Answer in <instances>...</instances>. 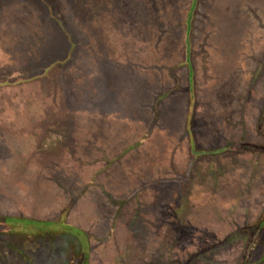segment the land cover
Wrapping results in <instances>:
<instances>
[{
  "label": "rangeland",
  "instance_id": "obj_1",
  "mask_svg": "<svg viewBox=\"0 0 264 264\" xmlns=\"http://www.w3.org/2000/svg\"><path fill=\"white\" fill-rule=\"evenodd\" d=\"M83 1L95 11L90 24L74 18ZM193 1L0 0V217L50 222L60 232L29 237L2 231L0 264H138L141 258L145 264H237L245 240L227 237L252 225L263 209L264 151L192 159L187 141L175 139L151 180L126 182L120 176L125 194L114 183L128 168L125 161L140 156L136 146L129 149V138L139 135L130 131L137 124L132 108L138 107L144 127L163 125L154 116L172 117L165 105L173 96L160 97L169 87L182 96L174 115L182 133L192 87L196 148L208 151L234 141L264 146V0H198L186 40ZM225 17L242 24L238 40L228 39L234 33L229 27L216 24ZM69 32L75 33L73 44L66 40ZM111 41L120 47L116 59L122 62L130 45L134 64H128L137 73L133 92L151 94L150 102L133 96L130 110L117 99L123 96L116 88L120 74L103 80L109 66L98 53L109 50ZM187 42L191 80L183 65ZM164 43L174 45L166 55L160 52ZM64 57L70 61L56 81L61 90H49L52 100L41 76L46 65ZM121 67L129 82L126 64ZM55 73L44 76L57 79ZM29 77L40 79L29 82ZM6 80L9 84L1 85ZM65 107L70 112H63ZM21 152L27 156L19 158ZM179 195L189 204L188 212L176 217L185 227L179 234L180 224L172 226L169 233L162 226ZM135 231L145 238L135 239Z\"/></svg>",
  "mask_w": 264,
  "mask_h": 264
},
{
  "label": "trees",
  "instance_id": "obj_2",
  "mask_svg": "<svg viewBox=\"0 0 264 264\" xmlns=\"http://www.w3.org/2000/svg\"><path fill=\"white\" fill-rule=\"evenodd\" d=\"M198 0H194L193 3L191 4L190 8H189V12H188V16L185 20V25H186V30L184 35L186 37V40H188L189 35H190V31H191V23H192V19L195 15L196 12V3ZM35 2V1H34ZM89 1H83L80 3V8L77 9V11H74V18L77 19L79 21V23L85 21V23L87 22V24L89 23V17L90 15L95 12L92 11L90 8H88L89 4L87 3ZM68 6V2L65 3ZM55 9V8H54ZM219 12V10H217ZM100 18H102V16H99ZM98 17V18H99ZM98 18H96V22H98ZM95 21L92 22L94 24H97ZM128 24V23H127ZM216 24H218L221 28H230L231 32L234 31V33L236 32V37L234 38L233 34H229L228 39L235 41L238 40V32L241 29L242 24L237 23V21L235 19L230 20V18H226L225 17V21L223 19H218ZM67 27V25H66ZM240 28V29H239ZM222 32H218L216 34V37H218V40H220V47L223 48L224 45V41H223V36H221ZM75 35V33H72V35ZM71 33L69 32V35L67 34V41L70 44H73L75 39L72 37ZM73 35V36H74ZM223 35V34H222ZM76 37V36H75ZM163 38V37H162ZM15 41V40H14ZM22 40L19 41V43H21ZM18 44V43H17ZM155 42L151 45L154 46ZM172 46H167L165 45V43L161 46L162 49L160 50V52H162V54L165 53L168 54L169 51H171L170 47ZM109 50H106L105 52H102L101 54H99V60H102L104 63H107L109 67H104L103 68V80L106 82V80L108 81V79L110 77H112L113 75L116 74V72H118L120 74V76L118 78H116V82H117V86L116 88L119 89L121 88L122 90V94L123 96H118V100H121L122 102H127L130 100V98H133V96L135 97H140L142 98L145 102H150L152 99L151 94H146L143 95H137V93L133 92V81L137 79V73L134 72L132 73V69L129 67L130 65L134 64L133 59L130 56V50L131 47L130 45H127L126 47H124V51H122V53L124 54L123 56L125 57V61L122 62L123 60H118L116 58H118V54L121 53L120 51V47L116 46V43L113 44V42H110V47ZM126 48V49H125ZM109 51V52H108ZM160 53H158V57ZM192 51L189 48V43L187 42V46H186V50H185V60L183 62V65L187 67V72L189 75V79L192 78L190 77L191 75H193L192 73V63H191V58H192ZM64 60H60V61H53L51 64H48L45 66V69L47 72H49V74L51 72H57L55 73V75H57V79L51 78L48 79L44 76L45 72H43L42 76H41V80L45 83L46 89L44 88L43 90H45L44 94L46 93V97L49 99H52V95L49 93L51 88H56V87H60L61 90V86L56 83V81H60L61 79H63V76L61 77V71H62V67L65 65V63L67 61H70L68 59V57H64ZM114 59V60H113ZM65 62V63H64ZM122 64H126V68H128V72L127 75H129L130 80L129 82L126 80V78L124 79L123 77H125V75H123L122 73H124V69H122ZM152 64V63H150ZM151 66V65H150ZM54 68V69H53ZM59 68V69H58ZM62 68V69H61ZM151 69V68H150ZM53 70V71H52ZM60 70V71H59ZM152 74V72H151ZM121 75L123 77H121ZM126 75V76H127ZM147 75V74H146ZM38 77V76H37ZM45 78V79H42ZM65 78V76H64ZM27 79V78H26ZM39 80L36 77H29L27 80H29V82H31L32 80ZM24 80V79H22ZM143 80V79H142ZM191 80V79H190ZM144 81V80H143ZM140 82V85L142 86V82ZM4 82V81H3ZM1 83V85H7L9 84L7 82V80L4 83ZM49 82H51V84L49 85ZM128 82V83H127ZM11 83V82H10ZM122 83L126 84V87H121ZM13 84V83H11ZM139 86V83L137 84V87ZM109 89V88H108ZM112 92V88H110ZM170 90H167L165 94L161 95L160 97H171L170 98L168 104H166L165 106L170 107V109L172 110V117L168 118L165 115H161L159 112L157 113L156 116H154V118H159L161 119L162 123L164 121L163 125H157L155 127V125H149L147 127H144V125H142L139 122V115H138V107H133L132 108V118L136 119L135 121H137L136 123H132V124H136V126H134L133 128L130 129L131 132H135L138 135V139L135 141L136 136L132 135L129 138L130 142H133L129 149L130 151L133 150L135 148V146L137 147L138 150H140V156L139 157H132L133 159L131 161H129L128 159L125 161V164H123L124 166H128V168L130 169L129 173H128V168H126L125 170H123V174L124 175H117L119 180H117L116 178L114 179V183H117L119 186L120 191L125 194L123 185L121 183L120 178L122 176H124L123 178L125 179L126 182L131 181L132 179H135L136 177L139 179L143 180H151V174L152 171L158 166H162V162L166 159V157L168 156V150L171 148L173 149L175 147L176 142H174L175 139H185V141H187L188 144V153L189 156L193 159L197 158V155H202L205 156L206 158H210V157H215L219 154H224V153H240L245 149H258V150H262L264 151V146L261 145H255V144H251L249 142H244V141H234L232 143H230V145L227 147H220V148H215V149H211L208 151H204V150H200L199 148H196L195 146V129L192 126V119H193V111H194V92L191 89L189 90L188 94V108H187V115H186V122H185V126H184V130L183 133L181 132L182 128L180 127V121L175 119L174 117L177 115L178 108H177V102H180L182 100V96L181 95H172V88L169 87ZM108 91V90H107ZM62 92V91H61ZM125 92V93H124ZM119 93V91H118ZM174 93V91H173ZM210 95L213 94L212 92V88L209 91ZM112 95V94H111ZM66 97V96H65ZM115 98V97H114ZM67 101L68 99L65 98ZM111 99V98H110ZM59 100H61L62 103H60L57 107L59 111H61V106L65 103L64 102V98L61 96L59 98ZM126 103V104H127ZM129 109L131 110V105L130 103L127 104ZM144 107V106H142ZM66 110H62L63 112H70L71 109H68L67 107H65ZM140 111V110H139ZM146 112H142V114L144 115ZM262 114H264V105L262 107ZM62 114V113H61ZM142 115V116H143ZM146 115V114H145ZM175 115V116H174ZM151 120L147 118V123H149ZM40 129V127H39ZM136 129V130H135ZM258 132H262V130H260V127H258ZM173 142V144H172ZM199 149V150H197ZM16 150V149H14ZM4 156V155H3ZM23 156H27L24 155V153L21 152L20 155H18V157H23ZM4 159V158H3ZM117 160V158H116ZM19 161V159H18ZM136 163V164H135ZM138 164V165H137ZM27 164L24 165V163H22L20 166H23L24 170H25V166ZM133 166H137L133 167ZM132 167V168H131ZM22 168V169H23ZM20 169V171L22 170ZM23 170V172H24ZM142 173V174H141ZM121 176V177H120ZM188 179V174L187 176H183L180 177V179H178V181L184 182L185 180ZM155 183H157L158 181L153 180ZM149 182V181H148ZM108 186L110 185V183H107ZM136 194V193H135ZM183 199H181L180 195L174 198L173 201V208L172 211H168V216H169V220L167 224H164L162 226V229L166 230L167 232L169 231H173L174 229H172V226H178V223L176 221V217L178 216L180 218V215L183 214L185 215L188 212V208H189V204L187 203V201L184 202L183 204ZM151 209H153V205L151 204ZM141 206L138 208L140 210ZM140 216L139 212L137 211L135 217ZM147 221L143 218V222ZM182 222V221H181ZM129 223V221H128ZM145 224V223H144ZM58 226L60 225V223L57 224ZM134 226V222L128 224V226ZM63 226V225H62ZM53 225L50 222H40L36 219H24L22 217H14V216H9V217H0V234H2V231H9V233L11 234H16V235H29V237H35V235H39V234H47V233H55V234H59L60 232L57 230L52 229ZM185 224L181 223L180 224V232L184 229ZM65 228V227H64ZM65 231H67L66 229H64ZM134 238L135 239H144L145 237H142V233L140 234V232H134ZM170 233V232H169ZM184 236V234H182ZM131 236V235H130ZM157 236L159 238H162L161 236H159V234H157ZM133 237V236H131ZM188 237V236H186ZM186 237H184L185 239H187ZM167 237L164 236V239H166ZM244 239V245H243V251L240 254L239 258H238V262L237 264H264V204H263V209L259 215V217L255 220V222L252 225H243L242 227L238 228L236 230V232L231 233L227 239L228 241L232 240V239ZM224 242H227V240L225 241H221V243H218L217 245L215 243H213L211 246L213 247H221L224 245ZM140 256V254H139ZM145 259H140L138 264H145L144 262ZM122 264V263H120ZM155 264H160V262L158 261V263L156 262ZM181 264H188L187 261H183L181 262Z\"/></svg>",
  "mask_w": 264,
  "mask_h": 264
}]
</instances>
